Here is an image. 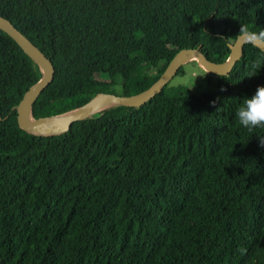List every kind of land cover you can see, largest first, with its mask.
Returning a JSON list of instances; mask_svg holds the SVG:
<instances>
[{
  "label": "trees",
  "instance_id": "obj_1",
  "mask_svg": "<svg viewBox=\"0 0 264 264\" xmlns=\"http://www.w3.org/2000/svg\"><path fill=\"white\" fill-rule=\"evenodd\" d=\"M0 15L54 62L37 118L141 93L184 47L225 62L241 27L264 31V0H0ZM215 75L39 135L17 105L43 72L0 28V264H264V129L235 116L264 51Z\"/></svg>",
  "mask_w": 264,
  "mask_h": 264
},
{
  "label": "water",
  "instance_id": "obj_2",
  "mask_svg": "<svg viewBox=\"0 0 264 264\" xmlns=\"http://www.w3.org/2000/svg\"><path fill=\"white\" fill-rule=\"evenodd\" d=\"M0 28L12 35L24 51L40 66L43 76L34 83L24 93L21 101L17 105V118L19 125L28 131L39 135H54L69 131L75 121L85 119L96 113L106 98H113L120 104L129 106H140L148 102L170 82L178 73L181 65L185 64L191 56H196L209 72L218 75H227L231 72L236 62L244 55V46L247 43H254L264 51V40L249 41L243 34H239L234 44L231 45V54L225 62L213 60L202 47H184L180 49L161 76L145 91L137 94L116 93L112 91H99L85 104L72 109L76 110L66 118L61 117L65 114L35 117L33 106L46 86L54 79L55 65L53 60L25 33H23L11 19L0 15ZM248 33H255L247 31ZM117 103V104H118ZM69 110V111H72ZM67 111V112H69Z\"/></svg>",
  "mask_w": 264,
  "mask_h": 264
},
{
  "label": "clouds",
  "instance_id": "obj_3",
  "mask_svg": "<svg viewBox=\"0 0 264 264\" xmlns=\"http://www.w3.org/2000/svg\"><path fill=\"white\" fill-rule=\"evenodd\" d=\"M240 33L249 41L264 40V31L248 33L246 29L241 27ZM224 90L221 89V91ZM212 103L215 104V101ZM235 116L238 124L249 132H253L257 128L264 129V86H258L251 97H245L242 100ZM257 138L260 146L264 147V137Z\"/></svg>",
  "mask_w": 264,
  "mask_h": 264
},
{
  "label": "rangeland",
  "instance_id": "obj_4",
  "mask_svg": "<svg viewBox=\"0 0 264 264\" xmlns=\"http://www.w3.org/2000/svg\"><path fill=\"white\" fill-rule=\"evenodd\" d=\"M196 58H190L183 66V73L176 74L169 82L170 85L192 84L195 85L198 91L212 90L215 88L217 75L210 74L208 70L204 69ZM204 69V70H203ZM116 93H122L121 85L113 87ZM97 113V112H96Z\"/></svg>",
  "mask_w": 264,
  "mask_h": 264
},
{
  "label": "bare ground",
  "instance_id": "obj_5",
  "mask_svg": "<svg viewBox=\"0 0 264 264\" xmlns=\"http://www.w3.org/2000/svg\"><path fill=\"white\" fill-rule=\"evenodd\" d=\"M190 58H196V59H197L196 56H191ZM189 60H190V59H189ZM189 60H188V61H189ZM197 60H198V59H197ZM200 64H201V66H203L206 70H208V69L206 68V66H205L202 62H200ZM117 103H118V101L115 100V99H113V98H106V99L102 102L101 106L96 110V112L99 111V110H102V109H104V108H107V107L113 106V105H115V104H117ZM75 111H76V110H72V111L66 112L65 114L61 115V117L66 118L67 116L71 115V114L74 113Z\"/></svg>",
  "mask_w": 264,
  "mask_h": 264
}]
</instances>
